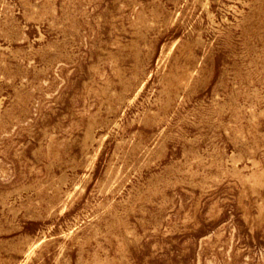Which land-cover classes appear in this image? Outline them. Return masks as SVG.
I'll list each match as a JSON object with an SVG mask.
<instances>
[{
    "label": "rangeland",
    "instance_id": "rangeland-1",
    "mask_svg": "<svg viewBox=\"0 0 264 264\" xmlns=\"http://www.w3.org/2000/svg\"><path fill=\"white\" fill-rule=\"evenodd\" d=\"M0 264H264V0H0Z\"/></svg>",
    "mask_w": 264,
    "mask_h": 264
}]
</instances>
